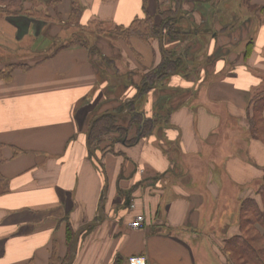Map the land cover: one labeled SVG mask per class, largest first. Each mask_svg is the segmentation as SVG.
Listing matches in <instances>:
<instances>
[{"label": "crops", "instance_id": "crops-1", "mask_svg": "<svg viewBox=\"0 0 264 264\" xmlns=\"http://www.w3.org/2000/svg\"><path fill=\"white\" fill-rule=\"evenodd\" d=\"M81 1L82 27H129L147 17L160 24V13L175 8L170 0ZM59 13L63 22L70 18V0ZM263 14L264 0H183L178 39L165 33L127 43L117 34L114 44L107 36L51 53L45 45L33 63L17 60L29 69H16L10 83L0 80V264H50L53 255L63 261L68 228L76 235L95 222L101 224L81 235L73 264H128L132 257L232 264L224 248L240 234L241 205L261 204L264 142L253 137L252 123L254 99L264 94ZM59 24L0 14V71L13 64L1 60L6 55L29 52L19 47L65 32L52 33ZM168 55L181 62L178 70L133 100L134 84ZM131 101L151 122L147 134L135 145L108 135L91 146L94 112L124 114L117 124L128 126L131 113L121 108ZM140 216L145 227L131 228Z\"/></svg>", "mask_w": 264, "mask_h": 264}, {"label": "trees", "instance_id": "trees-1", "mask_svg": "<svg viewBox=\"0 0 264 264\" xmlns=\"http://www.w3.org/2000/svg\"><path fill=\"white\" fill-rule=\"evenodd\" d=\"M175 3V8L165 12H161V23L156 24L151 17L146 19H136L129 27H115L116 33H119V38L128 42L132 37H137L142 41L149 43L153 38H159L162 34L167 33L174 40L178 39L182 35L178 23L180 17L177 18L179 10L181 8V1L183 0H170ZM63 0H0V14L3 16H19L22 14H29L31 17L45 22L49 21L47 13H50V9H53L58 17H60V6ZM71 13L69 21L72 24H79L83 13V4L81 0H70ZM27 5L30 9H27ZM48 8L47 13L42 10L43 7ZM51 21V20H50ZM99 27H103L102 23H98ZM113 29V30H114ZM131 37V38H130ZM129 43V42H128ZM87 45L81 42L70 41L68 44H64L60 49L68 48L73 45ZM92 53L93 50H92ZM171 57L168 55L166 60L162 62L157 68L148 72L143 76L140 84H134L137 88V94L133 100L138 96L143 97L147 95L155 82L159 79V82L163 80L170 72H176L180 67L181 62H172ZM103 61L110 63L113 67V61L107 58H103ZM28 70L29 66L24 64H12L6 69L0 71V80L6 83H10L13 78V73L16 69ZM114 68V67H113ZM117 72V69L114 68ZM130 77L129 79H131ZM116 79H119L116 77ZM115 86V82L112 84ZM141 86L143 89L141 90ZM260 98V97H259ZM121 110H128L131 113L132 119L128 126H122L117 124V118L113 116H106L94 124L93 130L90 136V145L95 142H99L103 136H108L111 133H118L120 141H123L127 145H135L138 139L144 137L150 127V120L136 113L135 103L131 101ZM254 117L252 123V134L254 138L261 139L264 142V126L262 124L264 113V94L261 98L254 99ZM97 117L94 116L92 121ZM144 122L143 126L139 128L138 136L134 139H129L128 134L132 127L136 123ZM91 125V124H90ZM4 146L0 145V164L5 162L3 157ZM15 151V150H14ZM19 152L15 151L14 156H17ZM5 179L0 175V190L3 189V183ZM258 197L261 199L258 203L255 199H247L241 205L240 210V234L235 236L225 243L224 250L230 253V261L232 264H264V179L257 191ZM68 245L70 246L69 256L61 261L57 255H53L50 259V264H65L70 261L72 256V243L75 237V233L68 228ZM119 261V260H118ZM117 261V262H118ZM115 262L114 264H116Z\"/></svg>", "mask_w": 264, "mask_h": 264}, {"label": "rangeland", "instance_id": "rangeland-1", "mask_svg": "<svg viewBox=\"0 0 264 264\" xmlns=\"http://www.w3.org/2000/svg\"><path fill=\"white\" fill-rule=\"evenodd\" d=\"M47 9L48 8H46V6L42 8L44 13L48 12ZM47 14H49V15H47L49 18V21L51 20V21H55V22L60 23L59 24L60 27H57L56 30H54L52 33L59 32L60 28H61V30L66 29L68 31H66V30H65V32L61 31V32H59V35H56V36H54L52 34L48 35L47 33L45 35L42 34L43 36L36 38V41H39V43H40V40H42L44 42L43 45L38 44L35 47L29 46V48H25L26 46L19 47V50L20 49L23 51L27 50L29 52H22L21 53L23 55V56H21L22 58H20L19 55H16L14 57H11V55H6L5 58L3 57V59H1L2 61H4V62L10 61V60L12 61V59H13V64L16 63L17 60H22L23 63H29L30 64V63H33L35 61V59L41 57V53H43L41 50L43 48H45V45H47V46L52 45L49 49L50 53H51L55 50L54 46H55V48H57L58 45L61 47V45L63 46V44H66V43L68 44L70 41L81 42L82 44L89 46V45H94L96 38H99L97 40L100 41V40H106L107 39L106 37L108 36L110 43L114 44L113 39L117 37V34L120 35L119 33H116V31L114 29L115 26L113 24H107L106 26H103L101 28V27L97 26L99 22L98 23L95 22V23H92L88 26L82 27V26H80V24H76V25L72 24V21H69V19L66 22H63L64 19L60 18L61 16L58 17L53 9H50V13H47ZM262 19L264 20V14H263ZM49 21H47V22H49ZM68 28H70V29H68ZM94 36H96V37L94 38ZM129 41L130 40H128V42ZM28 49H30V50H28ZM92 50L94 53H98V51H99L98 49H96V47H93ZM0 53H2V51H0ZM38 54H39V56H38ZM35 55H37V56H35ZM103 58H107V57L103 56L102 59ZM107 59L110 60L111 58H107ZM20 64H22V63H20ZM102 64L106 68H108L111 72L114 69L111 67L110 63L103 61ZM10 65H12V64H8V65H6V67H8ZM16 65H19V64H16ZM6 67L4 69H6ZM108 74H110V72H108ZM107 106H110V105H107ZM107 106H106V108H112L113 105H111V107H107ZM104 108L102 107L101 110L104 111ZM101 110H100V108L97 109L94 112V114L97 116L101 115L98 113ZM109 136H111V137L114 136L113 138H117V141L120 140L118 138L120 136L118 133H116V134L111 133V134H109ZM107 138L109 139L110 137H107L104 135L102 139L100 138V141H103L104 139H107ZM69 250H70V246H69Z\"/></svg>", "mask_w": 264, "mask_h": 264}, {"label": "water", "instance_id": "water-1", "mask_svg": "<svg viewBox=\"0 0 264 264\" xmlns=\"http://www.w3.org/2000/svg\"><path fill=\"white\" fill-rule=\"evenodd\" d=\"M124 114H118V113H115V112H109V113H104V114H101L99 116H97L91 123L90 127H89V131H88V134H87V139L90 140V136H91V132L93 130V127H94V124L99 121L100 119L106 117V116H113V117H119V116H122ZM92 154H94V152L92 151ZM103 207L100 209V217H101V221H103L105 219V214H104V210H103ZM101 222H95V223H91V224H88L82 228H80L75 237H74V240H73V245H72V256H71V259L70 261L66 262L65 264H73L75 259H76V255H77V250H78V245H79V241H80V238H81V235L84 233V231L88 228H91V227H96L98 225H100Z\"/></svg>", "mask_w": 264, "mask_h": 264}, {"label": "built area", "instance_id": "built-area-1", "mask_svg": "<svg viewBox=\"0 0 264 264\" xmlns=\"http://www.w3.org/2000/svg\"><path fill=\"white\" fill-rule=\"evenodd\" d=\"M145 218L143 216L137 217L134 222L130 224V227L135 230H140L145 227ZM128 264H146L145 257H132L129 259Z\"/></svg>", "mask_w": 264, "mask_h": 264}]
</instances>
